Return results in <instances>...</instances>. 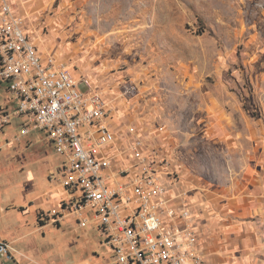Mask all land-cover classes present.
I'll return each instance as SVG.
<instances>
[{"label": "rangeland", "instance_id": "374dc122", "mask_svg": "<svg viewBox=\"0 0 264 264\" xmlns=\"http://www.w3.org/2000/svg\"><path fill=\"white\" fill-rule=\"evenodd\" d=\"M15 7L81 91L101 92L118 124L137 125L164 146L184 179L234 190L264 160V0H19ZM61 158L42 131L23 136L16 122L0 128L1 234L40 225L35 200L56 188L50 176ZM23 207L33 214L23 216ZM72 219L23 246L60 261L79 259L84 244L85 253L100 250V232Z\"/></svg>", "mask_w": 264, "mask_h": 264}, {"label": "built area", "instance_id": "2783aa9c", "mask_svg": "<svg viewBox=\"0 0 264 264\" xmlns=\"http://www.w3.org/2000/svg\"><path fill=\"white\" fill-rule=\"evenodd\" d=\"M0 82L18 102L12 113L0 111V128L21 117L23 136L44 132L62 156L50 179L68 197L52 214L55 224L97 226L113 264H207L172 154L137 125H119L101 92L81 91L64 62L40 53L12 0H0ZM14 255L0 242V257Z\"/></svg>", "mask_w": 264, "mask_h": 264}, {"label": "crops", "instance_id": "0c3cea01", "mask_svg": "<svg viewBox=\"0 0 264 264\" xmlns=\"http://www.w3.org/2000/svg\"><path fill=\"white\" fill-rule=\"evenodd\" d=\"M17 2L19 0H12L14 9L17 13L25 15L23 11L21 12L15 7ZM27 27L26 23V31L35 41L40 53L48 54L41 50L35 36L28 31ZM17 106L18 102L9 91L8 84L0 82V111L6 110L12 113ZM14 122H16V128H19L23 135L24 120L21 117L12 116L11 122L6 126L13 127ZM36 131L39 130H32L29 134ZM43 134L54 147L48 136L44 132ZM259 160L258 164L250 165L247 172L249 177L245 175L244 183L239 182L238 188L235 187L234 190L193 179H185L189 185V204L193 211L192 226L200 233L199 245L206 257L207 264H264V170L260 168V166L264 168V164L260 165V163H264V160ZM62 161L61 158L57 169L61 166ZM50 172L53 171L50 170ZM27 178L34 179L32 170L27 171ZM67 197L66 190L57 184L56 188L48 193V198L40 197L35 200L36 206H39L38 218L41 214H48V212L49 218H42L39 220L38 227L33 224L34 227L30 231L27 230L21 235L11 237L7 231L6 235L0 233V242L9 243L15 250L12 259L0 257V264H113L114 253L102 244L103 240L100 250L92 249L85 253L87 248L84 244L83 256L79 259L68 258L63 261H60L58 256L52 252L50 255L38 256L34 250L23 246L26 238L45 232L46 228L51 226L53 223L52 214L58 210L60 203ZM21 209L23 216L33 214L30 208L23 207ZM3 216V212H0V221L4 222ZM67 220L60 222L57 226L60 228ZM72 220L74 226L78 227L75 220ZM88 227L99 232L94 224L79 228L87 229Z\"/></svg>", "mask_w": 264, "mask_h": 264}, {"label": "trees", "instance_id": "16d2710c", "mask_svg": "<svg viewBox=\"0 0 264 264\" xmlns=\"http://www.w3.org/2000/svg\"><path fill=\"white\" fill-rule=\"evenodd\" d=\"M39 220H41V216L39 217Z\"/></svg>", "mask_w": 264, "mask_h": 264}]
</instances>
